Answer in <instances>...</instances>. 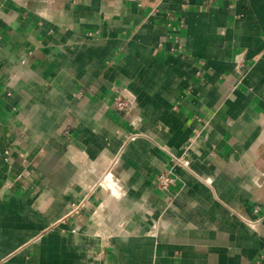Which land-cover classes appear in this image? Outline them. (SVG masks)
<instances>
[{
    "label": "crops",
    "instance_id": "0c3cea01",
    "mask_svg": "<svg viewBox=\"0 0 264 264\" xmlns=\"http://www.w3.org/2000/svg\"><path fill=\"white\" fill-rule=\"evenodd\" d=\"M0 264H264V0H0Z\"/></svg>",
    "mask_w": 264,
    "mask_h": 264
},
{
    "label": "built area",
    "instance_id": "2783aa9c",
    "mask_svg": "<svg viewBox=\"0 0 264 264\" xmlns=\"http://www.w3.org/2000/svg\"><path fill=\"white\" fill-rule=\"evenodd\" d=\"M134 102L122 96L120 93H117L114 96V108L119 112H124L128 114L129 111L133 108ZM174 163H183L185 162L184 157H177L173 155L172 158ZM176 178L173 176V173L170 170L162 171L158 176L157 186L163 192L170 191L171 187L175 184ZM85 206V200L79 202H73L71 204V209L68 213V216L78 215L82 208ZM251 225V222L248 223ZM254 226V225H253Z\"/></svg>",
    "mask_w": 264,
    "mask_h": 264
},
{
    "label": "bare ground",
    "instance_id": "6f19581e",
    "mask_svg": "<svg viewBox=\"0 0 264 264\" xmlns=\"http://www.w3.org/2000/svg\"><path fill=\"white\" fill-rule=\"evenodd\" d=\"M111 174V173H110ZM113 174V173H112ZM111 174V175H112ZM107 178L104 180V181H102V183H103V185L104 186H106L107 188H110V190H112L113 192L115 191V192H117V188H118V186H117V180H113L112 178V176H106ZM101 183V184H102ZM119 189V188H118ZM120 191V190H119ZM114 194V193H113ZM117 194V193H116Z\"/></svg>",
    "mask_w": 264,
    "mask_h": 264
}]
</instances>
